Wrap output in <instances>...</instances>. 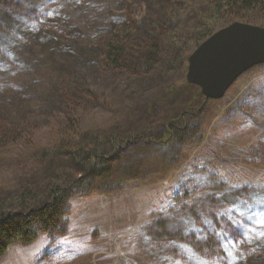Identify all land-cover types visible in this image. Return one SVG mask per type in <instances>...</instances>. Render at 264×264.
<instances>
[{
  "label": "rangeland",
  "instance_id": "374dc122",
  "mask_svg": "<svg viewBox=\"0 0 264 264\" xmlns=\"http://www.w3.org/2000/svg\"><path fill=\"white\" fill-rule=\"evenodd\" d=\"M214 1L0 0V202L81 177L67 157L39 159L53 147L147 138L120 149L127 179L71 201L65 236L14 245L0 264H264V64L220 100L186 83ZM111 36L121 69L105 59ZM171 128L189 134L159 141Z\"/></svg>",
  "mask_w": 264,
  "mask_h": 264
},
{
  "label": "trees",
  "instance_id": "16d2710c",
  "mask_svg": "<svg viewBox=\"0 0 264 264\" xmlns=\"http://www.w3.org/2000/svg\"><path fill=\"white\" fill-rule=\"evenodd\" d=\"M208 12L204 28L197 37V45L231 20L254 24L256 17L262 14L258 23L264 27V0H215ZM224 20L226 24H223ZM104 47L108 65L116 69L125 67L126 48L118 36H111ZM158 55V47L151 45L145 67L155 66ZM184 63L187 64V60ZM173 131L171 128L164 136L160 135L159 141L162 142L164 137L171 141L172 138L182 139L189 134L184 128ZM115 136L104 134L92 138L93 141H90V136L80 137V144L60 145L39 155L42 160L67 157L81 177L77 179L73 175H62L41 189L23 188L16 197L0 202V259L12 246L30 244L41 234L65 236L69 231L70 203L74 198L86 190H92L96 181L127 179L131 175L135 170L134 161L120 149L136 146L139 141L145 142L146 135L139 134L127 139ZM207 249L198 247L197 251L206 252Z\"/></svg>",
  "mask_w": 264,
  "mask_h": 264
},
{
  "label": "water",
  "instance_id": "95a60500",
  "mask_svg": "<svg viewBox=\"0 0 264 264\" xmlns=\"http://www.w3.org/2000/svg\"><path fill=\"white\" fill-rule=\"evenodd\" d=\"M264 64V28L235 22L202 42L187 60L186 83L220 100L250 69Z\"/></svg>",
  "mask_w": 264,
  "mask_h": 264
},
{
  "label": "snow or ice",
  "instance_id": "6c2138e0",
  "mask_svg": "<svg viewBox=\"0 0 264 264\" xmlns=\"http://www.w3.org/2000/svg\"><path fill=\"white\" fill-rule=\"evenodd\" d=\"M262 223H264V221H262Z\"/></svg>",
  "mask_w": 264,
  "mask_h": 264
}]
</instances>
